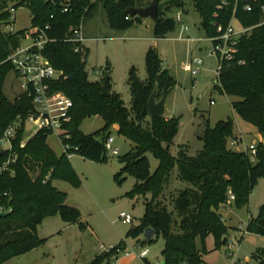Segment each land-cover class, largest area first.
<instances>
[{
	"label": "trees",
	"instance_id": "1",
	"mask_svg": "<svg viewBox=\"0 0 264 264\" xmlns=\"http://www.w3.org/2000/svg\"><path fill=\"white\" fill-rule=\"evenodd\" d=\"M7 1L0 0V139L9 126L16 125V131L10 149L0 148V264L46 240L37 233L45 218L59 214L68 223L78 221V210L65 203L67 194L52 181L58 179L80 187L81 180L68 154L77 152L94 160L105 158L104 142L113 125L117 126L118 134L132 143L130 150L118 158L122 166L114 178L121 182L127 175L132 176L135 182L126 195L141 197L144 205L139 225L131 226L126 236L138 237L145 228H152L154 236L147 242L163 239L161 255L165 264H203L204 252L198 249L196 241L200 239L203 243L210 235L216 248L227 245L229 227L219 208L227 202L228 190L234 194L237 207L247 205L253 187L264 177V142L256 145L255 160L245 151L228 148L227 139L234 138L232 120L228 118L213 127L204 124L198 136L203 148L195 155L188 154L186 145H179L173 155L170 149L179 130L178 118L149 117L146 110L155 86L156 99H160L176 85L157 49L150 46L146 51V79L140 80L133 69L130 71L131 101L126 107L121 96L111 90L110 75L107 95L102 94L103 76L98 80L88 78V48L80 45L75 50L77 43L69 40L72 30L83 24L98 4L109 26L124 30L142 21L126 15L127 8L156 3L158 16L153 20L152 34L164 38L177 25L168 12L172 6L180 7L181 0H21L17 5L25 3L32 16L30 28L41 29L48 40L43 53L61 72L49 82L52 91L62 92L73 103L70 120L64 125L68 138L61 136V143L69 145V149L60 157L47 144L50 133L47 130L35 131L25 138V118L33 111L31 97L22 92L9 100L4 95L5 77L13 70L7 57L26 34L25 30L2 29L10 23L5 10ZM192 3L208 38L217 37L233 19L247 29L239 36L232 58L221 60L214 88L232 97L231 107L264 138V0H192ZM63 4H67V11H63ZM92 116L101 117L104 125L94 134H85L80 125ZM148 153L158 161L152 172ZM175 168L177 179L189 186L173 199L174 217L159 197ZM244 231L264 236V204L256 217L248 218ZM123 244L122 240L116 246L124 249ZM117 256L115 250L102 251L89 264H120ZM252 257L256 264H264V248Z\"/></svg>",
	"mask_w": 264,
	"mask_h": 264
},
{
	"label": "rangeland",
	"instance_id": "2",
	"mask_svg": "<svg viewBox=\"0 0 264 264\" xmlns=\"http://www.w3.org/2000/svg\"><path fill=\"white\" fill-rule=\"evenodd\" d=\"M178 13H181V19L176 20V28L164 38H155L152 34V18H146L148 27L134 24L124 30H115L109 26L102 6L98 4L83 23L85 45L88 48V78L98 80L109 71L111 90L118 93L125 106L129 107V73L133 69L140 80L146 79L145 54L152 46L157 49L165 68L176 80L175 87L167 95V111L164 114V117H177L179 120V130L170 149L173 155L177 153L179 145H186L188 154L195 155L203 148V142L198 136L204 124L213 127L218 121L228 118L232 120L233 136L239 139L238 143L233 144V138H228V148L246 151L248 145L264 142L255 127L243 121L231 107L232 97L221 94L214 88L217 83V58L215 55H207L212 51V42L201 27L200 17L193 7L192 0H181L180 7L172 6L168 12L173 17ZM15 18V22L3 26L2 29L31 31L32 16L28 7H19ZM232 24L238 28L236 20L233 19ZM194 57H201L204 63L200 74L192 77L191 59ZM22 90L20 80L15 72L10 70L3 84L5 97L14 100ZM211 99L213 104H210ZM103 125L101 117L92 116L82 121L80 129L85 134H94ZM28 127L30 129L31 125ZM29 129L25 131L26 139L33 133ZM109 133L114 139L113 146L118 149L116 154L107 150L105 158L94 160L77 152H70L69 160L81 180L80 187L75 188L58 179L52 181L58 190L67 194L65 203L78 210V221L68 223L59 214L45 218L38 226L37 233L40 238L46 240L31 251L13 257L4 264H89L103 251L100 244L107 247L117 245L122 240L125 250L134 252L130 256H123L121 253L123 264H140L136 254L141 248L149 250L150 261L163 260L162 238L149 243L143 242V234L138 237L126 236L131 226L139 225L144 214V205L141 197L129 198L126 195L135 182L132 176L127 175L121 182L114 178V174L122 166L118 158L130 150L132 143L118 134L116 125L110 128ZM97 138L100 139L99 136ZM47 144L58 157L63 154V145L57 134L49 133ZM147 158L152 172L158 161L149 153ZM252 159L255 160V157L252 156ZM176 174L175 168L159 197L161 204L172 211L174 217L173 199L181 189L189 186L177 179ZM32 176L35 177L36 174ZM263 204L264 177L258 179L253 187L246 206L240 208L234 202L228 201L223 204L221 209L230 206L229 210L222 211V218L231 231L229 237H237L235 248L229 250L227 245L216 248L211 235L203 243L197 239L198 249L204 252L203 264H256L252 255L258 249L264 248V236L246 233L244 230L248 218L256 217L259 207ZM120 212L132 215V223H123L119 218Z\"/></svg>",
	"mask_w": 264,
	"mask_h": 264
},
{
	"label": "built area",
	"instance_id": "3",
	"mask_svg": "<svg viewBox=\"0 0 264 264\" xmlns=\"http://www.w3.org/2000/svg\"><path fill=\"white\" fill-rule=\"evenodd\" d=\"M20 3L21 0L7 1L5 10L9 13L8 21H10V23L15 22L16 10L19 7L25 6L24 3L17 7V5ZM62 7L63 11L68 10L67 4H63ZM245 8L249 9L248 6H245ZM180 15L181 13L176 15L175 19L177 21H180ZM218 31H221V29L218 28ZM246 31L247 29L241 27L240 25L238 28H235L231 21L227 28L217 37L209 38V40L212 42V51L208 52L207 55L216 56L217 74L221 60L232 58L233 53L236 51V43L239 36ZM69 40L77 43L75 50H78L80 45H85L86 38L83 34V24L75 27L72 30V36L69 38ZM191 41H194V39H191ZM47 42L48 40L41 29L31 28L30 32H26V35L20 41V44L10 51L7 61L11 63L13 66V71L20 80V84L23 89L22 92L31 97L33 105V111L25 118L24 130L28 131V125H31L29 130L33 132L45 129L50 133L57 134L61 141V136L68 138L66 130L64 129V125L70 120L69 113L73 103L68 96L62 92L52 91L50 87L49 82L57 79L61 72L52 66L50 61L43 53ZM203 63L204 60L201 57H194L191 59L190 74L192 77L200 74ZM213 103L214 101L211 99L210 104ZM15 131L16 125H11L4 131L3 136L0 139L1 149H10L11 138L14 137ZM113 142V137L109 136L105 140L104 146L106 150L116 154L118 149L113 146ZM238 142L239 139H233V144ZM63 149L64 151L69 149V145H63ZM245 152L251 156H254L256 153V145H248ZM69 156L70 154H68V157ZM227 195L228 203L233 202L234 194L231 190H228ZM119 218L123 223H132L133 221V216L125 212H120ZM227 247L229 250L231 248H235V240H229ZM100 248L103 249V251L115 250L118 258L120 257L121 253L123 256H130L134 254L132 250H125V248L120 249L116 245L104 247V245L100 244ZM148 253L149 250L147 248H141L136 254L137 258H139L141 261L140 264H161L163 260L150 261L148 259Z\"/></svg>",
	"mask_w": 264,
	"mask_h": 264
},
{
	"label": "water",
	"instance_id": "4",
	"mask_svg": "<svg viewBox=\"0 0 264 264\" xmlns=\"http://www.w3.org/2000/svg\"><path fill=\"white\" fill-rule=\"evenodd\" d=\"M124 13L129 16H137L141 19L152 18L155 20L158 16V7L156 3H152L146 7H129L127 8ZM110 73L107 71L103 76V83H102V94H108V87H107V79ZM217 82V78L215 83ZM156 91L157 87L155 86L153 91L151 92L147 104L146 110L149 117H160L164 116L165 114V104H166V95H162L159 100H156ZM1 214V212H0ZM154 236V230L150 227H147L143 231V237L146 241H149ZM161 264H165V261H162Z\"/></svg>",
	"mask_w": 264,
	"mask_h": 264
},
{
	"label": "crops",
	"instance_id": "5",
	"mask_svg": "<svg viewBox=\"0 0 264 264\" xmlns=\"http://www.w3.org/2000/svg\"><path fill=\"white\" fill-rule=\"evenodd\" d=\"M146 20L147 19H142V21L140 22V23H137V24H139V26H144V27H148V24H147V22H146ZM153 25H151V27H152ZM238 27H239V24H238ZM149 28H150V26H149ZM185 29V28H184ZM162 59V58H161ZM163 60V59H162ZM163 66H164V63H163ZM165 67V66H164ZM166 99H167V96H166ZM232 101V100H231ZM165 107H166V104H165ZM167 111V107L165 108V112ZM172 112H170V116L172 115L171 114ZM256 129V128H255ZM234 137V136H233ZM237 136H235L233 139H235ZM239 137H241L240 135H239ZM175 138H176V136H175ZM175 138H174V141H175ZM238 138V137H237ZM262 138V137H261ZM241 140V139H240ZM174 141H173V143H174ZM67 199V198H66ZM229 208H230V206L229 207H224V208H220L221 210L219 211V213L221 214V216H222V211H224L225 209L226 210H229ZM223 217V216H222ZM223 219V218H222ZM224 223H225V221H224ZM226 224V223H225ZM230 230H229V235H230ZM229 235H228V241L229 240H232L233 238H232V236H230L229 237ZM234 235V234H233ZM243 237V236H242ZM241 237V238H242ZM235 239H237V237H235ZM235 239H233V240H235ZM204 261V260H203ZM117 262L118 263H120V264H123V262H122V260H121V258L119 257L118 258V260H117Z\"/></svg>",
	"mask_w": 264,
	"mask_h": 264
}]
</instances>
